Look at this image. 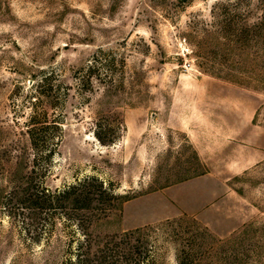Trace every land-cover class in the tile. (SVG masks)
<instances>
[{
	"label": "rangeland",
	"instance_id": "rangeland-1",
	"mask_svg": "<svg viewBox=\"0 0 264 264\" xmlns=\"http://www.w3.org/2000/svg\"><path fill=\"white\" fill-rule=\"evenodd\" d=\"M35 112L62 123L48 188L96 176L124 200L94 235L154 228L156 264H264V0H0V264H64L60 226L36 242L2 205Z\"/></svg>",
	"mask_w": 264,
	"mask_h": 264
},
{
	"label": "trees",
	"instance_id": "trees-1",
	"mask_svg": "<svg viewBox=\"0 0 264 264\" xmlns=\"http://www.w3.org/2000/svg\"><path fill=\"white\" fill-rule=\"evenodd\" d=\"M48 81L45 78L43 85ZM34 114L30 117L29 127L34 151L32 169L24 187L6 197L2 204L10 209V216L22 215L29 233L32 230L37 236L36 242L44 236L50 237L60 226L66 238L64 264H156L154 245L150 241L154 228L112 235H94L91 231L96 221L111 215L124 202L111 183L96 176H86L56 190L45 185V173L39 166L44 161L51 162L63 129L61 122L54 121L52 125L41 121L47 119L46 114ZM51 134L53 137L49 140ZM97 138L103 144L107 143L99 133Z\"/></svg>",
	"mask_w": 264,
	"mask_h": 264
},
{
	"label": "clouds",
	"instance_id": "clouds-1",
	"mask_svg": "<svg viewBox=\"0 0 264 264\" xmlns=\"http://www.w3.org/2000/svg\"><path fill=\"white\" fill-rule=\"evenodd\" d=\"M257 21L256 20H250L249 23L252 24V23H256Z\"/></svg>",
	"mask_w": 264,
	"mask_h": 264
}]
</instances>
